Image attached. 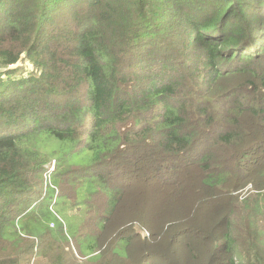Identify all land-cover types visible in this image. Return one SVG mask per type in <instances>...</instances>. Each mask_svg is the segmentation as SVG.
<instances>
[{
  "label": "trees",
  "instance_id": "16d2710c",
  "mask_svg": "<svg viewBox=\"0 0 264 264\" xmlns=\"http://www.w3.org/2000/svg\"><path fill=\"white\" fill-rule=\"evenodd\" d=\"M152 183L235 201L219 240L185 226L169 246L264 264V0H0V264H78L72 243L99 264L125 187Z\"/></svg>",
  "mask_w": 264,
  "mask_h": 264
},
{
  "label": "rangeland",
  "instance_id": "374dc122",
  "mask_svg": "<svg viewBox=\"0 0 264 264\" xmlns=\"http://www.w3.org/2000/svg\"><path fill=\"white\" fill-rule=\"evenodd\" d=\"M183 187V193L180 194L179 192L177 197L170 195L168 190H166L168 192L167 194L161 192L159 187L153 183L141 185L132 184L131 186L125 187L124 196L118 205V213L115 218H111L102 234L100 233L101 237L99 240H101V244L99 250L96 252L99 253V256L101 254H108V258L100 257L98 259L99 264H138L141 262L142 257L140 254L143 251H149V253L151 251H157L162 256L171 254V256L166 258L168 263L179 260V264H197L202 259V249L198 244L201 235L197 238L186 237L183 243L175 250L172 246H169V229L174 233L175 231L183 229L185 226H189L191 229L197 228L199 231L209 233L210 236H214L216 240H219L220 236L217 235L220 234L214 235L213 233L218 231H220L219 233H223L226 230L227 218L235 201L232 202L231 199L226 197L217 198L214 196L202 201L201 194L196 190V188L202 189L200 186L194 188L184 185ZM65 193L67 194L66 197H68V193ZM95 202L96 199L94 198L93 203ZM55 204L52 205L53 210L58 213V215L55 214L57 217L59 216L58 219L61 225H63V222L65 225H70L74 220V216H67V214L65 216L62 213L60 200ZM79 208L81 209V206ZM65 209L68 210L67 207ZM234 220L239 222L236 218H233L232 221ZM55 225V223H52L50 227L53 228ZM90 226V228L81 229V231H87L89 235H93L95 233V227L91 224ZM131 226L140 227V229H137L138 231L143 229V234L146 235V241L143 243L133 241L129 248L127 259H124L122 254L119 256L113 253L110 254L114 245L113 236L115 231L127 230ZM172 226L173 228H171ZM144 231H147L149 235L144 233ZM107 243L110 244L108 248L103 246L107 245ZM188 243H190L191 248L187 246ZM72 245L77 252L74 253L70 245V251L72 253L68 254L67 261H69L72 255L79 262L78 264H92L94 262L89 259L91 257L90 252L85 250L83 246H81L83 247L81 249L84 255L88 257L87 259L79 256L78 243H72ZM192 250L196 254L194 256L195 258H192ZM88 252L89 255H87ZM228 255L224 256L226 257Z\"/></svg>",
  "mask_w": 264,
  "mask_h": 264
},
{
  "label": "built area",
  "instance_id": "2783aa9c",
  "mask_svg": "<svg viewBox=\"0 0 264 264\" xmlns=\"http://www.w3.org/2000/svg\"><path fill=\"white\" fill-rule=\"evenodd\" d=\"M56 215V214H55ZM52 223H50V225H51Z\"/></svg>",
  "mask_w": 264,
  "mask_h": 264
}]
</instances>
